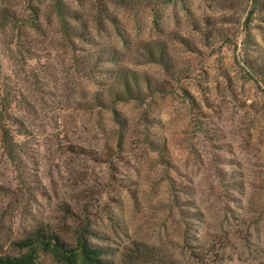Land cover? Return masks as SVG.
<instances>
[{
    "label": "rangeland",
    "instance_id": "374dc122",
    "mask_svg": "<svg viewBox=\"0 0 264 264\" xmlns=\"http://www.w3.org/2000/svg\"><path fill=\"white\" fill-rule=\"evenodd\" d=\"M62 1L63 21L53 0H0L16 17L0 25V104L21 133L15 162L0 145V254L86 220L109 264L141 241L264 264V0ZM120 68L153 90L100 105Z\"/></svg>",
    "mask_w": 264,
    "mask_h": 264
},
{
    "label": "trees",
    "instance_id": "16d2710c",
    "mask_svg": "<svg viewBox=\"0 0 264 264\" xmlns=\"http://www.w3.org/2000/svg\"><path fill=\"white\" fill-rule=\"evenodd\" d=\"M52 4L61 21L66 16H72L62 0H53ZM15 19V14L10 8H0V25H5ZM65 30L68 35L82 37L81 31L75 28L67 27ZM146 50L151 60L160 63L167 62L161 45H149ZM152 87L147 77H142L133 70L120 68L114 73L106 99L97 100L100 105L110 102L113 106L117 101L144 99L153 90ZM0 121V145L6 150L8 159L15 162L16 147H20L18 138L21 133L13 127L16 124L15 118L11 117L1 104ZM64 210L67 213L71 212L66 208ZM76 222L75 227L71 229L72 238L69 241L62 236L58 227L38 225L32 228L25 236L13 241L12 244L18 253L0 254V264H37L42 252L51 254L53 260L58 264H109L108 259L103 257V254L107 253V248L93 244L88 239L93 234L90 223L86 220ZM194 256L190 252L188 257L191 259L188 258L187 262L162 259L158 257L154 245H148L142 241L132 244L126 253L129 264H203L198 258L199 256L195 257L196 260L193 258Z\"/></svg>",
    "mask_w": 264,
    "mask_h": 264
}]
</instances>
